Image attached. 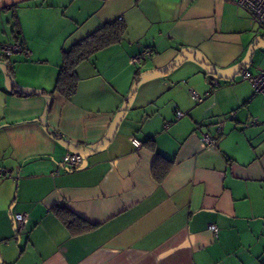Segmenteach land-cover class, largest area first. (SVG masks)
<instances>
[{"label": "crops", "instance_id": "1", "mask_svg": "<svg viewBox=\"0 0 264 264\" xmlns=\"http://www.w3.org/2000/svg\"><path fill=\"white\" fill-rule=\"evenodd\" d=\"M116 19L121 40L54 90L61 49ZM262 33L236 0H0V45L31 51L0 54V264H264V92L241 79L264 71ZM56 205L91 227L72 235Z\"/></svg>", "mask_w": 264, "mask_h": 264}, {"label": "trees", "instance_id": "2", "mask_svg": "<svg viewBox=\"0 0 264 264\" xmlns=\"http://www.w3.org/2000/svg\"><path fill=\"white\" fill-rule=\"evenodd\" d=\"M125 30L126 23L124 20L116 19L107 21L91 33L73 43L70 47L62 48L61 62L54 90L67 98L71 97L76 91L78 84V64L92 57L100 49L119 42ZM15 91L22 93L17 89H15ZM145 143L149 146H153V139L148 138ZM171 164V160L158 155L151 168L153 178L158 182L162 181L169 172ZM53 211L72 235L80 234L91 227L90 223L63 206L56 205L53 207Z\"/></svg>", "mask_w": 264, "mask_h": 264}, {"label": "built area", "instance_id": "3", "mask_svg": "<svg viewBox=\"0 0 264 264\" xmlns=\"http://www.w3.org/2000/svg\"><path fill=\"white\" fill-rule=\"evenodd\" d=\"M237 5L243 9L252 19V21L264 32V0H236ZM154 49L146 48L140 51L139 53L131 56L130 61L135 64L141 63L143 60L147 59L153 54ZM0 54L5 57H10L14 54H22L25 57H30L31 51L27 46H25L22 42L15 41L12 43H3L0 45ZM241 79L250 83V85L254 88L256 92H264V71H261L256 74H252L247 71L241 72ZM210 84L213 87L219 86L220 81L217 79L210 80ZM191 96L197 102H202L205 95L209 94V91L205 93V95H199L193 90H190ZM178 116H181V112H177ZM248 124H259L257 119H252ZM201 131V130H200ZM216 131L220 133L221 126L218 125L216 127ZM202 138L204 142L210 146L215 145V139L213 135L209 132L201 131ZM131 142L135 146L140 145V141L134 137H131ZM82 162V157L78 152H67L62 157V164L65 167L76 168ZM7 171L4 169H0V178L7 176ZM27 221V214L24 212H17L14 214V224L16 227V231L20 232ZM208 229L217 234L218 228L215 224H208Z\"/></svg>", "mask_w": 264, "mask_h": 264}, {"label": "rangeland", "instance_id": "4", "mask_svg": "<svg viewBox=\"0 0 264 264\" xmlns=\"http://www.w3.org/2000/svg\"><path fill=\"white\" fill-rule=\"evenodd\" d=\"M262 34H264V33H262Z\"/></svg>", "mask_w": 264, "mask_h": 264}]
</instances>
